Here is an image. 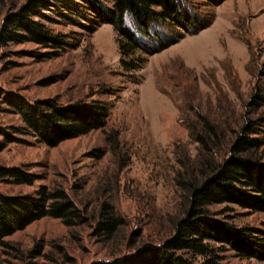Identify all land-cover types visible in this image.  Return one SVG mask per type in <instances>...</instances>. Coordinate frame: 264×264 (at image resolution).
Instances as JSON below:
<instances>
[{
    "label": "rangeland",
    "instance_id": "1",
    "mask_svg": "<svg viewBox=\"0 0 264 264\" xmlns=\"http://www.w3.org/2000/svg\"><path fill=\"white\" fill-rule=\"evenodd\" d=\"M27 1L0 0V29L6 15ZM180 5L190 27L153 26L152 39L143 40L154 39L157 47L174 41L145 53L138 70L121 64L112 24L90 31L67 23L54 6L43 10L51 18L43 21L69 47L0 44V193L63 188L85 215L72 225L51 215L33 220L0 243V264H128L140 248H154L174 235L185 215L176 176L186 150L197 153L189 127L199 111L220 124L225 139L248 118L264 117V0H180ZM79 21L88 24L81 16ZM128 25L132 28L129 20ZM25 102L44 109L52 103H101L108 115L99 128L49 143L25 120ZM259 135L264 139V130ZM259 154L264 161V145ZM9 168L31 173L34 180L21 181ZM105 204L124 219L112 231L102 223ZM209 208L215 220L264 235V210L228 201ZM220 254L225 264H264L263 257L230 247Z\"/></svg>",
    "mask_w": 264,
    "mask_h": 264
},
{
    "label": "trees",
    "instance_id": "2",
    "mask_svg": "<svg viewBox=\"0 0 264 264\" xmlns=\"http://www.w3.org/2000/svg\"><path fill=\"white\" fill-rule=\"evenodd\" d=\"M28 0L9 12L0 29V44L33 42L42 47L66 49L70 43L61 33L52 30L43 19L51 20L44 9L56 7L57 14L71 24L94 31L102 23H110L119 33L121 64L126 70H138L146 61L145 53H155L174 39L153 45L152 27L173 24L189 28L191 19L183 11L180 0H112L111 6L99 0ZM82 17L88 24L79 21ZM128 20L132 28L128 25ZM54 54H57L55 52ZM22 114L43 140L57 143L78 136L106 122L107 106L52 103L49 109L25 102ZM190 134L198 141L194 156L186 150L176 181L186 200L185 215L178 219L175 234L154 248H140L128 264H225L220 249L234 248L244 256L264 258V235L245 228H233L210 215L209 205L235 202L243 207L264 210V161L259 148L264 139V117L248 118L235 135L225 139L218 122L199 111L190 123ZM8 173L24 182H32L31 173L9 168ZM102 223L112 231L124 220L112 206L105 204ZM61 217L66 224L85 221V215L63 188L48 190L43 186L37 194L0 193V243L5 237L40 217ZM262 232V231H261ZM215 241L221 243L216 245ZM191 253L192 257L180 251ZM202 255L203 259L195 260Z\"/></svg>",
    "mask_w": 264,
    "mask_h": 264
}]
</instances>
